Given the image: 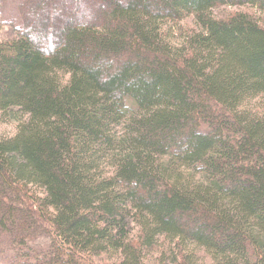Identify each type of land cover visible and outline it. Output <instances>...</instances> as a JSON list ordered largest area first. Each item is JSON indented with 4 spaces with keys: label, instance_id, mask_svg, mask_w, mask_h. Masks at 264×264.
<instances>
[{
    "label": "trees",
    "instance_id": "16d2710c",
    "mask_svg": "<svg viewBox=\"0 0 264 264\" xmlns=\"http://www.w3.org/2000/svg\"><path fill=\"white\" fill-rule=\"evenodd\" d=\"M264 0H23L0 41V264H264ZM193 17L181 40L167 27ZM45 234L49 243L31 242ZM191 247L194 249L192 250Z\"/></svg>",
    "mask_w": 264,
    "mask_h": 264
},
{
    "label": "rangeland",
    "instance_id": "374dc122",
    "mask_svg": "<svg viewBox=\"0 0 264 264\" xmlns=\"http://www.w3.org/2000/svg\"><path fill=\"white\" fill-rule=\"evenodd\" d=\"M23 0H0V41L11 40L18 37L19 31L22 27V20L20 15V5ZM236 11H244L253 14L264 25V12L251 6H221L213 10L216 17H226L228 14ZM196 28L193 17H189L179 24H173L167 27V33L174 41L181 40L182 36L188 31ZM264 105L263 98L252 100L249 104L251 109L258 108ZM17 129V121L3 117L0 114V138L12 136ZM49 239L45 234H38L31 242L36 248L46 247ZM193 250L194 248L191 247ZM169 252V241L164 236L158 240L156 250L148 254L149 264H159L158 255L160 252ZM193 260L195 264H210L211 260L209 254L204 250H194ZM163 264H168L165 262Z\"/></svg>",
    "mask_w": 264,
    "mask_h": 264
}]
</instances>
